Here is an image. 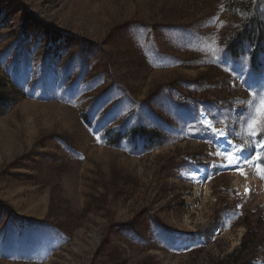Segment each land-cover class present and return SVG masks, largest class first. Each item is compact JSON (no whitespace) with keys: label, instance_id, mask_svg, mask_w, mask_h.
I'll list each match as a JSON object with an SVG mask.
<instances>
[{"label":"rangeland","instance_id":"obj_1","mask_svg":"<svg viewBox=\"0 0 264 264\" xmlns=\"http://www.w3.org/2000/svg\"><path fill=\"white\" fill-rule=\"evenodd\" d=\"M261 98L264 0H0V264H264Z\"/></svg>","mask_w":264,"mask_h":264},{"label":"snow or ice","instance_id":"obj_2","mask_svg":"<svg viewBox=\"0 0 264 264\" xmlns=\"http://www.w3.org/2000/svg\"><path fill=\"white\" fill-rule=\"evenodd\" d=\"M219 122V121H216ZM212 120L205 118L203 115L198 117V123L203 125V128L210 130V133L218 140L225 139L226 131L217 129L215 123ZM248 134L253 137H261L255 145V153L253 157H248L243 155L245 148L240 145L233 144L231 139H226L224 144L217 146L215 155L222 158L226 163L221 165L213 164L212 167H231L238 172L239 175L246 177V172L244 171L245 164H253L257 169V175L260 179L264 180V165L260 163L264 160V156L261 155L260 149H264V98H261L260 105L256 109V116L253 117L247 124ZM197 131V126L192 125L189 134H194ZM101 138L97 137V142ZM212 155V153H210ZM196 175L193 174V179ZM247 186L245 187V194L248 193Z\"/></svg>","mask_w":264,"mask_h":264},{"label":"trees","instance_id":"obj_3","mask_svg":"<svg viewBox=\"0 0 264 264\" xmlns=\"http://www.w3.org/2000/svg\"><path fill=\"white\" fill-rule=\"evenodd\" d=\"M254 18H253V21L250 23V25L252 26L253 25V22L256 20V17L255 16H253ZM256 22H258V24L255 26V30L253 31V33H255V34H257L258 32H259V28H261L262 26H261V24H260V21L259 20H257ZM247 25V24H246ZM245 25V26H246ZM258 28V29H257ZM241 30H245V29H240V30H238V33H236L235 34V36H230L231 38H229L228 40H227V44H226V47H227V49L229 50V51H233V52H236L235 50H236V47H234L233 48V46H235L234 44H235V42L238 40V37L239 38H241V37H243L244 35H246V34H243V32L241 31ZM248 36H250V35H248ZM133 132H137V133H139V136L142 138V139H146L147 138V136L145 137H143V134H148V131L145 129V128H139V129H135ZM121 135H124V134H121ZM249 237H250V235H249ZM247 249V246L245 245V244H242L240 247H239V249L237 250V252L236 253H233L232 255H230L229 257H228V262L229 263H231V264H237V262L239 261V259H240V254H242L245 250ZM241 264V263H240Z\"/></svg>","mask_w":264,"mask_h":264},{"label":"bare ground","instance_id":"obj_4","mask_svg":"<svg viewBox=\"0 0 264 264\" xmlns=\"http://www.w3.org/2000/svg\"><path fill=\"white\" fill-rule=\"evenodd\" d=\"M225 145V144H224Z\"/></svg>","mask_w":264,"mask_h":264}]
</instances>
